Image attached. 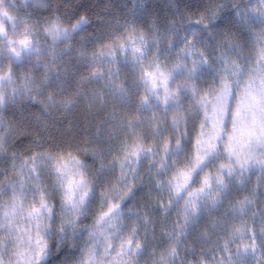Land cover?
Segmentation results:
<instances>
[{
    "label": "clouds",
    "instance_id": "1",
    "mask_svg": "<svg viewBox=\"0 0 264 264\" xmlns=\"http://www.w3.org/2000/svg\"><path fill=\"white\" fill-rule=\"evenodd\" d=\"M0 264H264V0H0Z\"/></svg>",
    "mask_w": 264,
    "mask_h": 264
}]
</instances>
